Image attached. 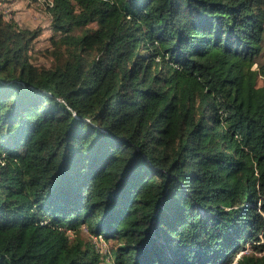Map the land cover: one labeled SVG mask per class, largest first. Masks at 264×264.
I'll use <instances>...</instances> for the list:
<instances>
[{"label": "trees", "instance_id": "16d2710c", "mask_svg": "<svg viewBox=\"0 0 264 264\" xmlns=\"http://www.w3.org/2000/svg\"><path fill=\"white\" fill-rule=\"evenodd\" d=\"M45 9L48 66L0 13V264H264V0Z\"/></svg>", "mask_w": 264, "mask_h": 264}, {"label": "rangeland", "instance_id": "374dc122", "mask_svg": "<svg viewBox=\"0 0 264 264\" xmlns=\"http://www.w3.org/2000/svg\"><path fill=\"white\" fill-rule=\"evenodd\" d=\"M49 0H0V13L4 20H12L19 28L30 31L38 30V36L32 41L29 52L30 61L34 65L48 66L50 58L46 53L49 47V38L53 33L49 25V16L46 13L45 3ZM262 57L258 61H264V49ZM81 234L85 237L86 232L81 229ZM95 246L101 253L109 251L113 241L104 242L100 238H92ZM249 251V244H244L242 251H239L230 264H234L236 259L243 253ZM101 264H108L106 258Z\"/></svg>", "mask_w": 264, "mask_h": 264}]
</instances>
